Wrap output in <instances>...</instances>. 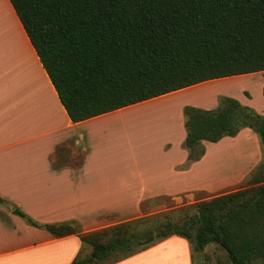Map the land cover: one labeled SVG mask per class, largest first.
<instances>
[{
    "label": "trees",
    "instance_id": "16d2710c",
    "mask_svg": "<svg viewBox=\"0 0 264 264\" xmlns=\"http://www.w3.org/2000/svg\"><path fill=\"white\" fill-rule=\"evenodd\" d=\"M68 119L83 121L205 82L264 71V0H8ZM264 99V84L261 87ZM145 103V102H144ZM187 165L248 128L264 147V116L230 97L211 109L181 108ZM75 234L69 264H114L168 237L190 252L213 244L227 264H264V165L247 187L195 204L177 221L137 219L80 233L74 223L38 224Z\"/></svg>",
    "mask_w": 264,
    "mask_h": 264
},
{
    "label": "crops",
    "instance_id": "0c3cea01",
    "mask_svg": "<svg viewBox=\"0 0 264 264\" xmlns=\"http://www.w3.org/2000/svg\"><path fill=\"white\" fill-rule=\"evenodd\" d=\"M263 84L260 79L259 92ZM180 92L183 89L72 123L8 0H0V199L38 224L70 222L80 233L111 226L113 221L101 220L102 213H115V198H125L133 191L132 180L116 174L111 115ZM260 97V103L251 108L264 116V99ZM157 113L148 112L150 125ZM248 131L243 128L234 137L203 142L204 154L199 161H203L209 144L231 142ZM112 136L114 139L113 130ZM183 138L182 128L180 143ZM253 161L251 155L249 163ZM127 169L130 165L124 161V172ZM141 182L138 180L135 187L156 192L158 197H175L195 188L174 186L166 174L158 186ZM79 249L75 234L53 237L25 224L0 204V264H69ZM189 254L185 240L171 236L114 264H191Z\"/></svg>",
    "mask_w": 264,
    "mask_h": 264
},
{
    "label": "rangeland",
    "instance_id": "374dc122",
    "mask_svg": "<svg viewBox=\"0 0 264 264\" xmlns=\"http://www.w3.org/2000/svg\"><path fill=\"white\" fill-rule=\"evenodd\" d=\"M251 74L205 82L198 87L112 114L110 141L115 145L116 174L131 179L133 191L125 198L116 197L115 213H102L101 220L113 221L111 226L144 218L165 217L177 221L184 215H191L198 202L247 187L258 166L264 165V147L254 133L244 132L237 139L231 142L224 140L218 146L209 144L203 161L189 165L185 163L180 136L181 108L185 105L211 109L222 96L234 98L250 108L260 103L259 84L260 79L264 80V71ZM149 111L158 112L152 125L147 122ZM251 155L254 161L249 163ZM124 161L128 167L130 165V170L126 172L123 170ZM118 162H121V167ZM165 174L172 178L174 186L195 188L175 197H158L156 192H145L135 187L138 180L148 186H158ZM88 252L87 246L80 249L81 255ZM189 253L191 264H227L224 252L213 244L207 245L201 252H190L189 249Z\"/></svg>",
    "mask_w": 264,
    "mask_h": 264
}]
</instances>
